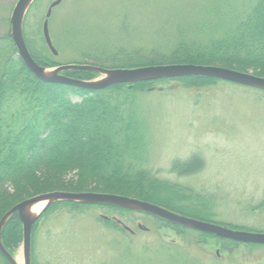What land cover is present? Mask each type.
Wrapping results in <instances>:
<instances>
[{
  "label": "rangeland",
  "instance_id": "374dc122",
  "mask_svg": "<svg viewBox=\"0 0 264 264\" xmlns=\"http://www.w3.org/2000/svg\"><path fill=\"white\" fill-rule=\"evenodd\" d=\"M18 1L0 0V36L11 34ZM54 1L37 0L29 7L22 35L28 50L60 66L88 65L93 62L89 58L120 48L146 51L157 45L166 52L179 31L199 27L216 3L62 0L48 19L57 52L53 55L42 26ZM56 68L45 69L49 73ZM105 77L98 73L91 81ZM136 100L144 128L142 168L204 196L209 216L200 221L264 233V91L220 80L192 88L170 80L143 89ZM193 156L203 163L197 172L179 175L171 170L174 162ZM41 216L32 235L30 264H264V245H231L202 238L193 229L177 234L150 214L133 212L120 218L91 205L58 207ZM102 216L128 230L107 228ZM11 256L14 264H23L22 245Z\"/></svg>",
  "mask_w": 264,
  "mask_h": 264
},
{
  "label": "trees",
  "instance_id": "16d2710c",
  "mask_svg": "<svg viewBox=\"0 0 264 264\" xmlns=\"http://www.w3.org/2000/svg\"><path fill=\"white\" fill-rule=\"evenodd\" d=\"M213 5L200 26L190 32L179 31L166 52L157 45L147 52L120 48L89 58L93 62L88 65L103 69L178 64L216 66L242 73L251 71L264 77V0H216ZM28 51L43 68L60 66ZM63 74L82 81H91L97 75L90 71ZM170 80L190 88L219 81L191 76L118 84L102 90L47 83L27 70L11 36H0V220L16 204L55 191L122 195L204 220L208 208L204 196L162 181L141 166L144 128L137 115L138 92ZM202 166V161L193 156L185 162H174L171 170L187 175ZM70 173L73 175L67 179ZM91 205L116 213L120 218L123 214L140 212L107 204L60 201L42 215L58 207L73 209ZM100 218L107 228L127 231L117 220ZM154 218L177 234L190 230ZM37 222L32 228L31 245ZM197 234L237 244L213 235ZM21 243V224L17 214H13L1 231V244L12 255ZM0 264H10L1 253Z\"/></svg>",
  "mask_w": 264,
  "mask_h": 264
},
{
  "label": "water",
  "instance_id": "95a60500",
  "mask_svg": "<svg viewBox=\"0 0 264 264\" xmlns=\"http://www.w3.org/2000/svg\"><path fill=\"white\" fill-rule=\"evenodd\" d=\"M35 1L36 0H19L17 2L11 17L10 36L15 46L18 57L27 68V70L38 80L47 83L61 84L86 90H102L109 86L118 84H133L144 81L178 79L194 76L212 78L232 84L264 90V78L254 76L249 73H242L216 66L178 64L147 66L132 69H103L88 65H65L58 66L56 70L46 74V69L39 66L31 57L22 35V24L24 17L29 7ZM61 1L62 0H56L50 4L42 26V35L44 42L53 55H57V52L53 48L49 38L48 19L51 15L52 9L59 5ZM66 71H90L97 74H106V77L99 81H82L60 74ZM60 201L118 206L147 213L169 223L184 226L201 233L213 235L219 239L230 240L240 244L264 245V233H253L229 229L217 224L181 216L171 211L165 210L157 205L145 201H140L134 198L94 192L74 193L55 191L40 194L16 204L8 212H6V214L0 220V253L8 260L10 264H14L12 256L3 248L1 244V231L8 219L13 214H17L22 229L23 264H30L32 228L36 221L52 204ZM38 203H43L44 206L38 214L32 215L29 210L34 204Z\"/></svg>",
  "mask_w": 264,
  "mask_h": 264
},
{
  "label": "bare ground",
  "instance_id": "6f19581e",
  "mask_svg": "<svg viewBox=\"0 0 264 264\" xmlns=\"http://www.w3.org/2000/svg\"><path fill=\"white\" fill-rule=\"evenodd\" d=\"M45 73L47 74L48 72H45ZM43 206H44L43 203L34 204V205L30 208L29 212H30L32 215H36V214H38V213L40 212V210L42 209ZM18 264H20V263H18Z\"/></svg>",
  "mask_w": 264,
  "mask_h": 264
}]
</instances>
